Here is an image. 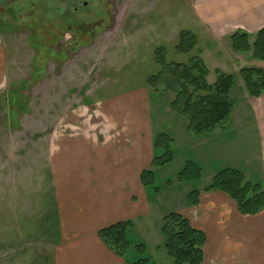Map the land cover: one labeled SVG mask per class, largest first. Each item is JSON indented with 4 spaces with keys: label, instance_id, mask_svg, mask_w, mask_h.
Returning a JSON list of instances; mask_svg holds the SVG:
<instances>
[{
    "label": "rangeland",
    "instance_id": "1",
    "mask_svg": "<svg viewBox=\"0 0 264 264\" xmlns=\"http://www.w3.org/2000/svg\"><path fill=\"white\" fill-rule=\"evenodd\" d=\"M194 1L0 0V41L7 60L0 86V264H54L59 231L53 150L61 140L85 132L109 142L119 136L116 123L122 116L144 121L152 138L157 132L173 137V160L155 168L153 185L159 190L146 189L148 211L134 219L128 234L146 245L156 264H171L163 248L162 219L186 209L189 191L203 190L224 165L257 179L260 149L252 118L237 117L235 111L244 112L236 109L237 100L247 96L238 71L264 68V61L234 52L227 38H214L194 15ZM185 30L196 34L197 44L179 53L175 47ZM160 46L167 61L200 55L210 69L209 82L216 68L236 75L230 92L234 111L207 139L188 133L184 118L171 109L173 93L148 84L158 70ZM214 138L221 143L219 162L201 160L212 151ZM187 159L200 162V180L176 179Z\"/></svg>",
    "mask_w": 264,
    "mask_h": 264
},
{
    "label": "crops",
    "instance_id": "2",
    "mask_svg": "<svg viewBox=\"0 0 264 264\" xmlns=\"http://www.w3.org/2000/svg\"><path fill=\"white\" fill-rule=\"evenodd\" d=\"M193 12L214 38H226L237 29L253 34L264 26V0H195ZM6 61L0 41V86L6 81ZM238 106L244 112L236 110L237 117L247 113L252 118L260 149L255 167L258 177L253 181L264 187V93L259 97L247 94L237 100L236 109ZM128 117L122 116L116 123L119 136L109 142L85 132L61 140L50 154L59 231L53 248L54 264H124L97 232L119 220L134 222L149 208L140 173L150 167L153 138L147 135L144 121L131 122ZM215 139L212 151L201 160L219 162L222 148ZM193 160L200 166L197 159ZM178 212L205 231L201 264H264V209L255 215H242L224 191L200 189L198 203L186 204V209Z\"/></svg>",
    "mask_w": 264,
    "mask_h": 264
},
{
    "label": "trees",
    "instance_id": "3",
    "mask_svg": "<svg viewBox=\"0 0 264 264\" xmlns=\"http://www.w3.org/2000/svg\"><path fill=\"white\" fill-rule=\"evenodd\" d=\"M71 31V30H70ZM85 32V31H84ZM231 49L236 53H249L255 60L264 61V26L255 33L237 29L227 37ZM197 36L189 30L181 31L175 50L188 53L195 49ZM158 70L148 78V84L157 88L162 85L174 94L170 103L172 111L182 116L186 130L195 137H201L221 128L230 117L234 107L231 90L237 83L235 74L220 68L214 70L215 79L209 82L210 69L198 54L186 62L167 61L166 48L155 50ZM247 94L259 97L264 93V68L245 66L238 71ZM173 137L169 133L157 132L152 139L153 155L150 167L140 173V182L157 194L154 186L155 168L173 160ZM201 167L192 159H187L178 172L180 182L200 180ZM204 191L221 190L228 194L242 215H255L264 209V187L253 181L235 166H225L217 170ZM200 189H193L186 195V204L195 205L199 201ZM134 227L131 219L119 220L100 228L99 238L124 261V264H156L146 253V245L131 241L129 231ZM161 232L164 236L163 248L171 259V264H201L204 260L203 247L205 231L194 226L181 212L172 211L162 219Z\"/></svg>",
    "mask_w": 264,
    "mask_h": 264
}]
</instances>
